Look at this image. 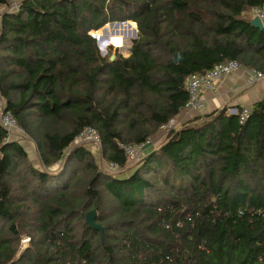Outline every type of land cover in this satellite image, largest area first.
Segmentation results:
<instances>
[{
  "label": "trees",
  "instance_id": "obj_1",
  "mask_svg": "<svg viewBox=\"0 0 264 264\" xmlns=\"http://www.w3.org/2000/svg\"><path fill=\"white\" fill-rule=\"evenodd\" d=\"M262 1L23 0L3 14L0 92L45 169L0 126V264H264V99L242 123L225 108L170 129L126 177L102 174L84 146L65 155L91 127L124 167L117 142L165 131L189 75L231 59L264 73L249 14ZM125 20L130 55L101 56L126 51L134 25L89 31Z\"/></svg>",
  "mask_w": 264,
  "mask_h": 264
},
{
  "label": "built area",
  "instance_id": "obj_2",
  "mask_svg": "<svg viewBox=\"0 0 264 264\" xmlns=\"http://www.w3.org/2000/svg\"><path fill=\"white\" fill-rule=\"evenodd\" d=\"M23 0H7V3L4 4L9 12H17ZM251 18L258 17L261 21H264V0L259 6L253 7L249 12ZM112 46V45H109ZM243 64L235 59L227 60L224 62L217 63L213 65L209 70H206L202 74H191L185 80V89L188 94V99L183 105L181 110H202L204 107V102L202 101V94L215 87L216 83L224 76L234 72L236 70L243 69ZM249 76L246 79L247 85H251L264 78V73L257 71L255 69H248ZM250 109L246 106L242 109L237 108H228L226 110L227 114L238 115L239 123L244 122L249 116ZM0 126L6 129L11 135L17 130H21L17 125L16 119L10 111L7 109L0 110ZM177 129L175 126L174 119L171 120L167 129L164 131L167 135V132L170 129ZM180 128V127H178ZM23 132V131H22ZM85 145L90 143L95 147H101V139L95 129L87 127L83 129L79 135L76 137L77 140ZM118 148L123 152L124 156L127 159V162L124 167L119 166L116 162H108V169L110 173L114 171L121 170L131 163L139 162L150 150L155 147L154 140L151 137H148L145 141L139 144H128L124 142H117ZM29 240V237L27 238Z\"/></svg>",
  "mask_w": 264,
  "mask_h": 264
},
{
  "label": "crops",
  "instance_id": "obj_3",
  "mask_svg": "<svg viewBox=\"0 0 264 264\" xmlns=\"http://www.w3.org/2000/svg\"><path fill=\"white\" fill-rule=\"evenodd\" d=\"M128 53L130 54L131 52L129 51ZM248 69L252 68L244 66L243 69L231 72L222 77L215 87L205 91L201 96L204 102L202 110H181L174 118L176 127H181L182 124L197 116H203L225 108H237L239 106L249 108L253 103L264 99V78L251 85H247ZM165 138L166 133L164 131L159 132L154 139L155 145L158 146L154 148L159 147Z\"/></svg>",
  "mask_w": 264,
  "mask_h": 264
},
{
  "label": "rangeland",
  "instance_id": "obj_4",
  "mask_svg": "<svg viewBox=\"0 0 264 264\" xmlns=\"http://www.w3.org/2000/svg\"><path fill=\"white\" fill-rule=\"evenodd\" d=\"M8 12L9 11L7 10V8L5 6L0 5V21H1V18L3 16V14L4 13H8ZM132 41H131V38H130L129 39L130 46L132 45ZM111 45L112 46H108L107 47V51H106V55H110V58H114L116 53H119L122 56L129 55L128 52L130 51V46L127 48L126 51H123V50L120 51V50H118V49L115 48V47H117L116 44H111ZM5 106H6V100H5V98L3 97V95L0 92V110L4 109ZM175 126H176V124H175ZM19 128L21 130H17V131H15V132H13L11 134V139L12 140H15V141H18L19 143H21V145L26 150L27 155H28V159L33 164V166H35L36 168H39V169H43L44 170L45 167L43 166V164L41 162V159L39 157V153L37 151V147H36L35 142L32 140V138H30L28 136V134L20 126H19ZM157 134L151 136V138L154 140ZM78 145L84 146L86 149H88L90 151V153L92 154V156L94 158V162H95V164L97 166L98 171H100L102 174H105V175H113V176L122 178V177L128 176V174H130L134 170V168H135L134 167L135 163H131L128 166H126L125 168H122L121 170L114 171V172L110 173V170L108 169V162L109 161L106 160L105 157L103 156L101 147H95V146L91 145L90 143H87V144L83 145V144H81L78 141V139L77 140H74L73 143L71 144V146L68 147L67 150H65L66 151L65 152V155L68 154L72 148H74V147H76ZM156 146H158V145H155V147ZM63 160L64 159H61L60 162H59V164L54 165V168L53 169L54 170L60 169L61 164L63 163ZM84 219H85V216H84ZM28 237H29L28 234H23L21 236L20 242H19V248H18L17 256H19L21 254V252L26 247L29 246L30 239L27 240Z\"/></svg>",
  "mask_w": 264,
  "mask_h": 264
},
{
  "label": "water",
  "instance_id": "obj_5",
  "mask_svg": "<svg viewBox=\"0 0 264 264\" xmlns=\"http://www.w3.org/2000/svg\"><path fill=\"white\" fill-rule=\"evenodd\" d=\"M129 23L130 24H133L134 25V29H133V31H132V37H130L131 38V41L132 40H134V39H136L137 38V27H136V23L134 22V21H131V20H125V21H112V22H108V23H106V24H104L102 27H100V28H98L97 30H91V31H89V34L91 35V36H93L92 35V32L93 31H100V30H105L106 29V26L108 25V24H111V25H123V24H125V25H129ZM250 23H251V25L253 26V27H256V28H259V29H262L263 27H264V21H261L258 17H253V18H251V20H250ZM94 37V36H93ZM95 38V37H94ZM129 38V39H130ZM96 40V44H97V46H98V41H97V39H95ZM133 42V41H132ZM132 46V45H131ZM131 46H130V48H131ZM98 48H99V46H98ZM99 52H100V54H101V56H105L106 55V53H102L101 51H100V49H99ZM130 55V54H129ZM129 55H126V56H124V57H127V56H129ZM110 59H113V58H110ZM204 73V72H203ZM160 147H157V148H154V149H152V150H150L139 162H142L143 160H145L146 158H148L151 154H153V153H155L158 149H159ZM95 216H96V209H91V210H89L86 214H85V222L87 223V225H89L90 227H93V228H96V229H99L100 231H102V227L99 225V224H97L95 221H94V218H95Z\"/></svg>",
  "mask_w": 264,
  "mask_h": 264
}]
</instances>
